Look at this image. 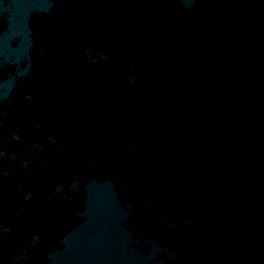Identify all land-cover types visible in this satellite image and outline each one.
I'll use <instances>...</instances> for the list:
<instances>
[{
    "label": "water",
    "instance_id": "water-1",
    "mask_svg": "<svg viewBox=\"0 0 264 264\" xmlns=\"http://www.w3.org/2000/svg\"><path fill=\"white\" fill-rule=\"evenodd\" d=\"M0 264H264V0H0Z\"/></svg>",
    "mask_w": 264,
    "mask_h": 264
}]
</instances>
